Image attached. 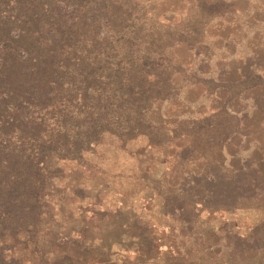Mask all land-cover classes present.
Listing matches in <instances>:
<instances>
[{
    "label": "trees",
    "instance_id": "trees-1",
    "mask_svg": "<svg viewBox=\"0 0 264 264\" xmlns=\"http://www.w3.org/2000/svg\"><path fill=\"white\" fill-rule=\"evenodd\" d=\"M121 1L125 7L126 0ZM58 3L86 5L83 0H0V46L12 43L25 53L22 58L7 53L0 65V238L39 228L41 183L50 158L81 162L96 147H126L139 138L148 139L151 147L162 144L164 129L150 114L171 95L174 65L153 47L141 57L126 52L145 37L161 46L162 37L145 32L139 23L111 24V37L102 38L94 25L79 18L57 44L43 46L37 29L55 23ZM230 4L199 1L198 9L218 18ZM252 64L249 60L238 79L228 82L252 88L247 99L264 134V80ZM217 101L212 116L173 130L175 137L184 131L189 145L176 152L175 169L150 182V198L160 199L164 216L174 224L195 220L201 211H264V145L259 158L240 159L242 125L249 113L239 108L242 101L236 94ZM215 150L228 151L229 166L207 157ZM196 163L201 169L190 168ZM206 235L196 239L200 245L184 258L176 254L172 263L264 264V221L245 237L227 227L224 251L201 243ZM0 264H12L1 249Z\"/></svg>",
    "mask_w": 264,
    "mask_h": 264
},
{
    "label": "rangeland",
    "instance_id": "rangeland-1",
    "mask_svg": "<svg viewBox=\"0 0 264 264\" xmlns=\"http://www.w3.org/2000/svg\"><path fill=\"white\" fill-rule=\"evenodd\" d=\"M199 1L217 0H126L125 7L121 0H83L82 8L58 3L53 7L55 23L37 29L41 44L52 46L79 18L94 25L102 38L111 37V24H144L145 32L162 37L161 46L145 37L126 52L141 57L155 48L174 65V87L150 114V120L164 129L158 147L139 138L126 147L121 143L96 147L81 162L48 160L39 228L0 238V249L12 264H174L176 254L184 258L200 245L196 242L200 235L208 234L201 240L206 247L224 251L227 227L245 237L264 221L263 210L198 209L195 220L174 224L164 216L160 199L150 198V182L175 169L176 152L189 145L184 131L175 137L173 130L212 116L220 105L218 98L226 101L236 94L242 101L239 108L249 113L241 124L245 134L240 136L239 158H259L264 145L262 127L247 99L252 88L228 82L238 79L249 60L264 80V0H227L233 5L218 18L202 15ZM7 53L25 56L12 43L3 44L0 65ZM207 157L225 166L231 160L227 150H215ZM260 167L264 171V163ZM190 168L201 169L198 163Z\"/></svg>",
    "mask_w": 264,
    "mask_h": 264
}]
</instances>
